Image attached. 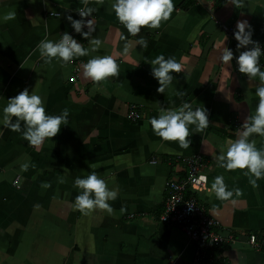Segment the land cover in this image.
I'll list each match as a JSON object with an SVG mask.
<instances>
[{"label":"crops","instance_id":"0c3cea01","mask_svg":"<svg viewBox=\"0 0 264 264\" xmlns=\"http://www.w3.org/2000/svg\"><path fill=\"white\" fill-rule=\"evenodd\" d=\"M113 2L88 0L94 12L86 19L95 31L85 38L67 19L81 18L84 0H0V115L24 88L44 98L48 114L69 111V124L38 146L0 125V264H196L187 237L160 222L167 182L186 177L183 164L169 160L195 155L204 159L207 188L194 195L222 232L236 239L220 250L217 264H264V250L248 243L250 235L264 237V177L253 186L247 169L227 170L218 162L255 113L260 83L239 72L238 41L221 24L236 30L237 21L247 19L253 39L264 44V0H173L168 20L136 35L119 22ZM9 12L15 17L4 20ZM64 32L89 49L93 38L101 44L69 63H46L37 45ZM225 46L234 51L232 62L220 59ZM161 54L182 65L164 93L157 91L150 63ZM98 55H111L118 74L102 81L86 77L83 65ZM185 101L205 106L209 124L203 130L191 125L190 143L182 147L156 135L151 118ZM132 106L140 114L136 121L129 119ZM249 139L264 148V135ZM92 171L118 189L108 202L111 212L74 206L81 191L75 179ZM217 176L232 197L216 195Z\"/></svg>","mask_w":264,"mask_h":264},{"label":"clouds","instance_id":"9594fccd","mask_svg":"<svg viewBox=\"0 0 264 264\" xmlns=\"http://www.w3.org/2000/svg\"><path fill=\"white\" fill-rule=\"evenodd\" d=\"M85 7L78 10L80 19L69 15L67 19L76 32L88 38L95 31L93 21L86 19L94 12L89 7L88 0H84ZM112 8L121 24L129 33L136 35L142 27L157 28L163 20H168L174 9L173 0H114ZM15 17L14 12L3 16L4 20ZM87 27L88 31H84ZM254 28L247 20H238L234 32L238 41L239 55L235 56L236 65L240 73L246 74L248 80L258 78L260 83L255 89V96L259 98L255 113L249 115L243 123V131L235 142L231 143L226 152H221L218 162L227 170L247 169L245 175L249 176L250 183L257 185L259 178L264 177V148H258L254 140L249 137L253 134L264 135V44L253 39ZM92 48H86L71 33L64 32L58 40L43 39L37 45L41 58L50 63L53 58L69 63L75 57L85 56L90 50H95L101 44L100 39L93 38L89 41ZM139 43L147 47V41L140 37ZM125 47V52H127ZM220 59L224 63L232 62L234 51L230 47H223ZM152 76L159 82L158 92L164 93L175 79L173 73H180L182 65L174 57L165 58L159 55L151 62ZM84 75L94 81H102L119 72V65L111 55L93 56L83 65ZM69 124V111L64 109L60 114H48L44 98L36 91L24 88L14 97L8 99L0 115V125L5 128L19 131L23 137L34 146L41 145L46 138L55 137L61 126ZM209 124L208 109L204 107L193 108L192 104L185 101L179 107L162 108L158 116L151 118V125L159 137L165 141H178L182 147L190 143V126L195 125L196 130H203ZM24 169L27 164L22 165ZM203 179V177H202ZM74 185L81 191L76 196L75 208L86 211L96 208L112 211L108 203L118 196V189L110 188L106 179L95 171L87 176L77 177ZM45 182L43 187H50ZM213 188L221 199L233 196L223 176H217ZM239 189H236L239 194Z\"/></svg>","mask_w":264,"mask_h":264},{"label":"built area","instance_id":"2783aa9c","mask_svg":"<svg viewBox=\"0 0 264 264\" xmlns=\"http://www.w3.org/2000/svg\"><path fill=\"white\" fill-rule=\"evenodd\" d=\"M221 26L225 32L234 36L235 30L222 24ZM261 63L264 64V56L261 57ZM139 117L137 108L132 106L129 119L136 121ZM152 163H158V159H153ZM179 163L183 164L186 177L179 181L167 182V198L160 222L177 228L187 237L189 243L195 247L196 264H217L220 250L235 243V236L231 232L224 234L219 222L207 214L194 195L207 188V176L201 171L203 157L195 155L169 160L170 165ZM248 243L254 250H264V237L250 235Z\"/></svg>","mask_w":264,"mask_h":264}]
</instances>
